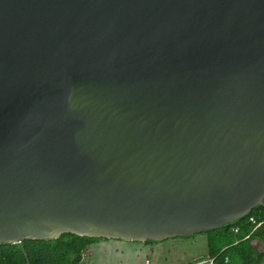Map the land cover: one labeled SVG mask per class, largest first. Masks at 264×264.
<instances>
[{
    "label": "water",
    "instance_id": "water-1",
    "mask_svg": "<svg viewBox=\"0 0 264 264\" xmlns=\"http://www.w3.org/2000/svg\"><path fill=\"white\" fill-rule=\"evenodd\" d=\"M264 200V0H0V245L161 242Z\"/></svg>",
    "mask_w": 264,
    "mask_h": 264
},
{
    "label": "trees",
    "instance_id": "trees-1",
    "mask_svg": "<svg viewBox=\"0 0 264 264\" xmlns=\"http://www.w3.org/2000/svg\"><path fill=\"white\" fill-rule=\"evenodd\" d=\"M250 218L262 225L255 227ZM195 235L206 237V259L214 258V264H263L264 200L240 220ZM100 241L108 240L63 234L57 240L0 245V264H84L89 248ZM154 243L157 242H145Z\"/></svg>",
    "mask_w": 264,
    "mask_h": 264
},
{
    "label": "rangeland",
    "instance_id": "rangeland-1",
    "mask_svg": "<svg viewBox=\"0 0 264 264\" xmlns=\"http://www.w3.org/2000/svg\"><path fill=\"white\" fill-rule=\"evenodd\" d=\"M206 256L204 235L176 237L154 244L113 240L90 247L84 264H145L146 260L150 264H192L205 260Z\"/></svg>",
    "mask_w": 264,
    "mask_h": 264
},
{
    "label": "built area",
    "instance_id": "built-area-1",
    "mask_svg": "<svg viewBox=\"0 0 264 264\" xmlns=\"http://www.w3.org/2000/svg\"><path fill=\"white\" fill-rule=\"evenodd\" d=\"M250 222L255 225V227H258L260 225H262L261 223H256L254 218H250ZM234 232H237L236 229H234ZM145 264H150L148 260L145 261ZM192 264H214V258H207L205 260H201V261H194Z\"/></svg>",
    "mask_w": 264,
    "mask_h": 264
},
{
    "label": "crops",
    "instance_id": "crops-1",
    "mask_svg": "<svg viewBox=\"0 0 264 264\" xmlns=\"http://www.w3.org/2000/svg\"><path fill=\"white\" fill-rule=\"evenodd\" d=\"M109 241H113V240H108V241H104V242H101V241H100V242H98V243L92 245L91 247H93V246H102L103 243H107V242H109Z\"/></svg>",
    "mask_w": 264,
    "mask_h": 264
}]
</instances>
